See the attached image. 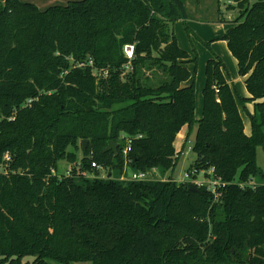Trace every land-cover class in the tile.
<instances>
[{"label":"trees","instance_id":"1","mask_svg":"<svg viewBox=\"0 0 264 264\" xmlns=\"http://www.w3.org/2000/svg\"><path fill=\"white\" fill-rule=\"evenodd\" d=\"M232 1L221 39L248 96L237 100L212 54L196 119L192 59L173 29L190 33L181 0H0V264H264V183L251 182L264 150V0ZM249 103L247 134L238 105ZM183 126L185 141L194 130L186 172L212 169L215 192L150 177L175 167ZM125 166L146 179H113Z\"/></svg>","mask_w":264,"mask_h":264},{"label":"rangeland","instance_id":"2","mask_svg":"<svg viewBox=\"0 0 264 264\" xmlns=\"http://www.w3.org/2000/svg\"><path fill=\"white\" fill-rule=\"evenodd\" d=\"M22 2H31L37 5L41 10L45 9L50 5H64L68 0H21ZM184 4L187 19L185 24L190 28V33L185 30L183 23L176 26L175 36L180 46L186 50L192 61L186 63V66L193 74L194 88H195V110L194 116L198 118L201 112L202 105V86L204 84V68L207 58L212 54H218L226 68L227 77L234 83L236 89V98L238 96H246V88L244 85L243 77L237 72L236 62L230 53L226 41L221 39L222 34L225 32L227 25L231 19L237 15V9H227L228 4L231 0H181ZM255 0H249L250 3ZM234 5V4H233ZM196 58V61L193 60ZM148 74V72H147ZM239 111L243 119L244 128L247 132H251L250 119L248 112L250 113L252 106L246 104V108L240 104ZM194 138V130L191 132L187 141L186 137L181 138L176 146V151L179 154V158L175 167L172 170H156L150 175V177L156 180H173L176 183L188 182L190 179L185 177L186 171L194 159V154L190 149ZM77 161L81 160L82 152L81 148L76 151ZM257 165L260 173L256 175L251 181L252 184L264 183V150L261 147L257 148L256 151ZM69 164L66 161H60L58 164L57 172L64 174L69 170ZM133 170L128 166H125L120 175L117 170H112L111 175L116 177L130 176ZM106 169H99L98 174L100 177L107 175ZM199 174V173H198ZM87 177L91 178L90 174H86ZM201 178V175H198ZM33 258L28 257V263Z\"/></svg>","mask_w":264,"mask_h":264},{"label":"built area","instance_id":"3","mask_svg":"<svg viewBox=\"0 0 264 264\" xmlns=\"http://www.w3.org/2000/svg\"><path fill=\"white\" fill-rule=\"evenodd\" d=\"M133 51H134L133 43H127L123 46L124 55L129 60L133 57ZM91 166L98 168V169L101 168L95 162H92ZM193 173L196 175L195 178H192V176H191ZM207 173H208V175L206 173H204L203 171H200L199 174L201 175V178H198L199 174L196 171H192L191 173L186 172L185 177L190 179V181H188L189 183H193V184L197 185V187L198 186H206L208 190L215 192V187L218 185H222V184L220 183V181L215 180L212 177V174H213L212 169H209L207 171ZM121 178H125V177L122 176ZM127 178L132 179V180H143V179H146V175L144 173H135L134 172V173H131V175Z\"/></svg>","mask_w":264,"mask_h":264},{"label":"crops","instance_id":"4","mask_svg":"<svg viewBox=\"0 0 264 264\" xmlns=\"http://www.w3.org/2000/svg\"><path fill=\"white\" fill-rule=\"evenodd\" d=\"M1 1H3V0H1ZM183 3V2H182ZM234 4V2L231 0L230 2H229V4H228V6L229 5H233ZM234 19V18H233ZM233 19H231L230 21H232ZM230 21H227V22H229V24L227 25V28L231 25L230 24ZM182 23V21L181 20H177V21H175V23L173 24V29H175V33H176V26H178V24H181ZM226 28V29H227ZM226 31V30H225ZM224 34V33H223ZM222 34V35H223ZM178 44H179V42H178ZM179 46H180V44H179ZM181 47V46H180ZM214 54H216V53H214ZM216 55H218V54H216ZM219 56V55H218ZM220 57V56H219ZM208 58H211V55L208 57ZM207 58V59H208ZM222 59V58H221ZM236 62V61H235ZM188 68V67H187ZM204 80H205V78H204ZM229 81L230 82H232L230 79H229ZM243 81H244V78H243ZM190 84V81H186L183 85L184 86H187V85H189ZM204 85V84H203ZM202 88H203V86H202ZM248 96V94H247V91H246V96H242V97H247ZM248 105H251L252 106V104H248ZM252 110V109H251ZM200 115H201V112H200ZM200 115H199V117L198 118H196V119H199L200 118ZM242 117V116H241ZM243 120V119H242ZM244 124V123H243ZM244 131H245V133H247V134H249V132H247L246 131V129L244 128ZM186 134H187V126H183L182 127V129L180 130V132L177 134V137H176V140H175V142H174V146H175V148H176V146H177V144H178V142H180L181 141V138H184V137H186Z\"/></svg>","mask_w":264,"mask_h":264},{"label":"water","instance_id":"5","mask_svg":"<svg viewBox=\"0 0 264 264\" xmlns=\"http://www.w3.org/2000/svg\"><path fill=\"white\" fill-rule=\"evenodd\" d=\"M82 143H83V147L85 148L86 147V140H82ZM117 149V144L114 143V141L110 140L108 141L107 145L105 146L104 148V151H110L112 150L113 152H115ZM188 188L192 191H198V187L197 185L193 184V183H190L188 185Z\"/></svg>","mask_w":264,"mask_h":264}]
</instances>
